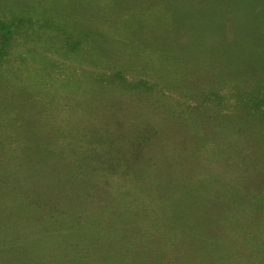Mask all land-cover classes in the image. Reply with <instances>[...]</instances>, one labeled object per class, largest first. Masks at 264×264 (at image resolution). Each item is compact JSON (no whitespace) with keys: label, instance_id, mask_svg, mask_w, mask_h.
Instances as JSON below:
<instances>
[{"label":"rangeland","instance_id":"1","mask_svg":"<svg viewBox=\"0 0 264 264\" xmlns=\"http://www.w3.org/2000/svg\"><path fill=\"white\" fill-rule=\"evenodd\" d=\"M200 3L205 12L225 4L224 24L243 18L230 0ZM0 21L11 32L0 30V184L5 172L23 188L39 175L50 185L59 178L76 185L73 196L47 197L81 195L92 209L94 238V216L116 230L96 244L91 264H264V220L246 222L254 203L264 201V157L254 153L264 150V140L258 126L254 139H244L239 118L228 115L252 100L257 85L263 90L255 101L264 109V74L216 80L200 68L202 53L188 52L199 62L198 79L191 76L161 52L162 35L177 25L159 0H0ZM116 74L124 85L112 80ZM139 81L146 86L128 89ZM58 165L59 177L51 170ZM31 219L28 235L40 240L32 246L53 264L50 251L62 256L64 241L46 221ZM72 259L85 264L81 253Z\"/></svg>","mask_w":264,"mask_h":264},{"label":"trees","instance_id":"2","mask_svg":"<svg viewBox=\"0 0 264 264\" xmlns=\"http://www.w3.org/2000/svg\"><path fill=\"white\" fill-rule=\"evenodd\" d=\"M116 1L119 5L125 2V0ZM148 1L152 3L156 0ZM159 1L164 2L177 25V28L173 30L174 34L171 35L170 31L166 30L164 36L162 35V45H159L161 52L166 57L175 61L177 65L186 68L191 76L198 79L199 75L195 71L199 70V62L194 63V59H189L186 55L194 53L199 57L197 55L198 52H201L203 57L201 58L203 63L200 65V68L211 71L209 73L213 79L218 80L220 78L222 80L224 77H227L229 80H236V78L242 80L245 77L246 79H253L254 77L257 78V75L264 74V0H230L233 10L243 18L226 20V26L220 19V9L224 11L227 8L225 4L220 9L217 8V5L216 8L210 6L209 10L205 12L203 3L201 4L200 0L197 3L194 0ZM87 13L90 12L87 11ZM8 25L0 21V30L10 32V26ZM22 26L23 23H21L20 27ZM259 27L262 30H259ZM227 29H230L231 32L229 37L225 33ZM221 30H224L225 37L223 39L218 36ZM182 34L185 35L186 39L183 42L182 40L179 42L177 37ZM257 34L260 35L258 36ZM9 37L11 35L6 36L5 43L10 41ZM207 37H210L212 41L206 40ZM218 71H224V76H218ZM119 78L122 82H119L121 81ZM112 80L118 81L121 86L124 85L123 78L118 74L113 76ZM189 83L190 80H188ZM139 86H146V84L139 81L129 85L128 89H136ZM253 90L251 91L252 100L246 103L240 102L241 107H234L233 109L235 110L232 114L228 115L232 119L239 118L240 125L238 131L244 139L248 137L254 139L252 136H255V134L252 133V130H254L252 127L258 126L259 128L255 127V130L260 132L258 135L262 134V137L258 136V138L264 140V119H262L264 109L261 108L263 106L261 103L255 101L260 100L263 89L257 85ZM99 93L98 97L106 99L103 96L105 93ZM27 99L33 101L28 95ZM14 102L11 101L9 104L16 106L17 104ZM33 104L35 107L34 102ZM42 106L44 111V105ZM23 107V105L18 103V110ZM34 107L32 111L34 112L33 117L37 119L38 114H42L43 111H41V106L38 109H34ZM17 109L13 108V110ZM253 118L260 121L261 124H253L250 121ZM36 123L40 124L41 121H37ZM105 123L107 132H110L109 127L112 125V120L108 121L106 119ZM234 127L236 125L232 126V128ZM254 153L255 156L259 153L260 158L264 157V150L256 149ZM28 159L29 163L26 165V169L30 171L32 170L31 159L30 157ZM61 163L63 164V161L57 164ZM51 170L59 177L63 168L58 165L57 167H52ZM3 176L7 180L0 184V264H49V258L46 263L40 254V249L32 246V243H38L40 240L33 239L31 234L28 235L27 227H30V222H32L31 217L36 219L40 226L46 221L47 225L44 224L45 226H43L48 229V226H51L53 237L58 238L59 241L62 239L64 241L61 242V248H58L61 255L64 253L62 256L57 257L54 251H50V259L53 260V264L75 262L72 257L74 255L79 256L80 253L82 255L81 261L85 260V264H91L92 262L88 258L94 255V247H98L96 244L102 245L103 243L101 242L109 238L111 230L116 233V230L111 228L114 225L109 223L108 220L103 221L102 217L97 219L94 216V219L97 220L95 225L99 228L100 234L95 238L89 234L90 226L92 225L89 218L93 216L89 211H92V209H90L87 205L89 203H86V200H83L81 195L70 198L66 197L64 199L47 197L49 191H52L51 194L58 191L66 194V196L67 194L73 196V194L79 192L76 185L62 183L60 178L57 179L55 185H50L53 183L46 180L45 175H39L29 177L26 183H24L23 188L19 180L10 181L13 173L4 172ZM19 192L24 196L21 197ZM43 194L47 198H42ZM68 200L71 202V206L68 205ZM261 203L252 204L254 208L253 213H251L249 218H246L248 225L251 222L252 224L256 222V226H260V223L264 220V201ZM227 204L230 203L227 202ZM19 225L25 229L23 231L19 230ZM67 230H72L76 234L74 240L62 237L63 233L67 232ZM8 231L11 232L10 235H7ZM84 232H87V234ZM250 233L248 232L247 234ZM80 244L82 249L79 247ZM66 257L70 259L69 262L65 259Z\"/></svg>","mask_w":264,"mask_h":264}]
</instances>
